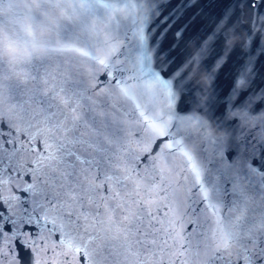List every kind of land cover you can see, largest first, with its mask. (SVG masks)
I'll list each match as a JSON object with an SVG mask.
<instances>
[{
    "label": "snow or ice",
    "instance_id": "snow-or-ice-1",
    "mask_svg": "<svg viewBox=\"0 0 264 264\" xmlns=\"http://www.w3.org/2000/svg\"><path fill=\"white\" fill-rule=\"evenodd\" d=\"M198 2L136 0L103 40L46 42L56 71L32 64L36 85L10 89L29 141L0 140V264H264V0H232L185 41ZM182 42L192 51L173 68Z\"/></svg>",
    "mask_w": 264,
    "mask_h": 264
},
{
    "label": "water",
    "instance_id": "water-1",
    "mask_svg": "<svg viewBox=\"0 0 264 264\" xmlns=\"http://www.w3.org/2000/svg\"><path fill=\"white\" fill-rule=\"evenodd\" d=\"M65 3L68 6L70 18L67 20H62L59 22V24L56 26V28L53 30V32L49 35L48 41H56L59 40L61 43H72V37H81L85 40H103L104 36L106 35V29L110 26L111 22L107 24V26L103 29V31L96 30L92 27L93 21H103L106 18V8L103 3V0H96V11L95 12H88L85 8L80 7L81 5H84L87 3V0H65ZM232 3V0H199L197 3L196 8L190 10L189 16L195 12L197 9L203 5V11L199 16L196 17V19L192 22V25L188 32L185 33V41L192 39L195 40L199 36L202 35L203 31H209L212 28L215 27V25L220 21V19L223 16L224 10L226 7H228L229 4ZM77 6L78 11L76 13H73V7ZM239 8H237V15H239ZM251 16V13L246 9L245 10V25L244 27H248L247 20ZM119 19V18H117ZM235 17H233V20ZM35 20L38 22L44 21V17L41 16L39 13L35 14ZM120 20V19H119ZM122 21V20H121ZM246 33L244 31L239 32V36L236 39V49L234 52H232L231 56L229 57L228 63L225 66V68L220 72L219 76L217 77L215 83L219 85L220 88L223 89L224 93H227L231 87L233 86V79L235 76L236 69L233 67L234 61H236V57L240 54L242 50V45L244 44ZM172 40V35L169 36V41ZM255 47V44H254ZM192 51V45H188L187 49H185V44L182 42L180 47H178L174 53L171 55H174L176 57L175 64L172 65L173 68H175L178 64H180L187 55ZM220 46L217 45L216 52L213 53L211 56L207 57L205 59V64L208 66L209 70L211 69V66L213 64L215 55L219 53ZM60 60V57L54 56L49 57L47 55L34 60L30 65L35 63H40L43 65V67L51 72H55L58 67V62ZM28 65V70L29 66ZM258 67L264 68V57L261 58L260 62L257 65ZM62 67L64 69L68 68L67 61L63 62ZM7 72L6 67L3 64H0V132L3 133L2 136H0V140L8 141L9 138H17V147L20 146L21 143L25 145V148H27L28 141H29V133L27 131H21L25 126L21 122H19L18 118L15 115V108L13 105L12 100L10 99V89L19 85V86H27V88H32L36 85V81L33 80L32 84H21L15 79L11 78H4L5 74ZM31 73V72H30ZM203 75V73L201 74ZM103 78V77H102ZM197 79H200L199 77ZM193 89L197 87L196 81H193L192 85H190ZM181 107L187 112L191 110V105L184 103L181 105ZM257 107H260V105H257ZM223 112V108L219 109L216 112V116H220ZM215 119V118H214ZM34 123V122H33ZM234 123V121H232ZM34 131V130H33ZM217 135L220 133L217 132ZM36 146L42 147L41 141L37 139L35 141ZM5 148H10L11 145L8 143L4 144ZM31 159L32 155L31 153L22 150L18 154V160L20 163H25L26 161L27 166L31 167ZM18 179H21L20 177H17ZM22 180L24 181H30V176H24L22 177ZM13 191H18L17 189L13 188ZM19 195L24 196L25 193L18 192ZM0 207H3L0 205ZM31 226H26V228ZM33 232H35V228L31 229ZM58 239V237H56ZM23 255L27 256L26 252H22ZM49 264H51L52 257L49 255ZM194 264V262H193Z\"/></svg>",
    "mask_w": 264,
    "mask_h": 264
},
{
    "label": "clouds",
    "instance_id": "clouds-1",
    "mask_svg": "<svg viewBox=\"0 0 264 264\" xmlns=\"http://www.w3.org/2000/svg\"><path fill=\"white\" fill-rule=\"evenodd\" d=\"M103 3L107 5L105 20L92 24L99 31L117 18L127 21L133 12H139L136 0H103ZM132 5H136L135 8ZM37 13L44 17V21L35 20ZM69 18L65 0H0V64L7 69L4 78L32 84L28 65L47 55L49 35L59 22ZM38 83L42 93L50 91V84L44 77Z\"/></svg>",
    "mask_w": 264,
    "mask_h": 264
}]
</instances>
